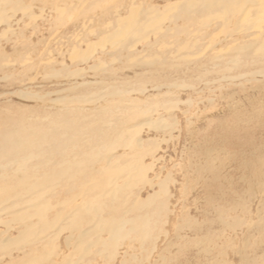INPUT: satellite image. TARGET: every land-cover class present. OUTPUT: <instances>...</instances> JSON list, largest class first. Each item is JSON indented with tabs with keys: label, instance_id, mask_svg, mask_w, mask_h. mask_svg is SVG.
<instances>
[{
	"label": "rangeland",
	"instance_id": "1",
	"mask_svg": "<svg viewBox=\"0 0 264 264\" xmlns=\"http://www.w3.org/2000/svg\"><path fill=\"white\" fill-rule=\"evenodd\" d=\"M15 1L0 5V17L14 28L4 35L7 24H0V137L16 141L6 144L10 148L8 151L18 142L29 150L31 139L50 141L56 135L54 138L65 140L66 145L46 148V144L41 143L39 151H45L46 156L42 155L37 162L49 160L58 164L65 159L64 151L70 157L72 146L81 145L83 152H89L114 141L121 130L138 124L134 121L146 118L130 121L132 118L128 114L132 112L150 110L152 120L176 123L173 128L163 130L143 127L137 138L143 140L144 150L127 155L129 161L135 156L143 159V165L149 166V179L157 172L163 179L170 175L171 197L162 201L164 204L169 199L170 217L162 230L171 236L167 239L161 236L155 250L154 243L142 247L139 242H134L133 250H128L131 243L127 241L115 260L94 258L93 254L84 260L78 257L81 254L77 251L74 262L68 261V264H222L224 261L263 264L264 76L252 78L242 77V74L255 71V68L262 70L264 59H258L244 70H232L227 74L237 80L225 81L220 78V69L208 62L209 57L198 56L202 47L187 48L177 56L174 48L162 49V41L153 49L145 48L138 38L122 46L111 43L103 46L104 38L109 39L120 24L118 15L121 18L129 16L132 6L153 5L163 10L181 0ZM165 13L159 14L157 20L164 30L170 25L171 16L177 15L175 11L173 15ZM252 13L249 15L256 18L264 14L261 11ZM205 17L199 14L189 37H197L199 33H205L199 37L201 39L213 37L212 27L202 25ZM182 19L177 21L179 25L184 24ZM222 27L216 35L217 45H208V56L210 50L218 53L230 45L218 44L231 32ZM230 27L233 29L234 21ZM147 36L155 42L152 32ZM180 38L188 37L182 34ZM167 41L162 43H170ZM207 42L205 47H208ZM188 55L199 58L191 62L181 60ZM85 58L88 59L86 63ZM183 72L186 75H182ZM117 89L125 95L109 96ZM62 98H66V102L61 103ZM258 107L261 109L256 110ZM52 123L58 126L55 128ZM42 131L46 139L41 137L45 135ZM77 133L86 140L78 138ZM125 151V148H117L109 157L115 156L122 164L127 163L123 156ZM103 161L93 167L89 165L87 170L92 167L94 175L98 176L106 165ZM11 170L7 180L0 172V187L14 183ZM85 180L83 176L81 181L56 182L60 198L65 201L72 192L77 193L75 187L85 184ZM147 189L141 192L143 199L154 192ZM54 200L59 201L55 197ZM81 202L79 197L77 203ZM162 214L156 218L160 220L159 228L165 211ZM222 221L230 226L225 228ZM11 227L14 228L12 236L20 234V223L11 224ZM4 230L0 224V231ZM58 232L51 229L49 233ZM67 232L60 235L58 245L62 246L64 255L71 256L72 248L65 244L70 234ZM42 246L39 252L44 249ZM29 247L25 245V249L20 250L19 246L8 253L13 251L15 263L29 260L32 251ZM124 253L130 254L125 256ZM2 255L4 253L0 252V259ZM62 258L55 257L56 264H61ZM11 261V257L5 256L1 263L11 264Z\"/></svg>",
	"mask_w": 264,
	"mask_h": 264
},
{
	"label": "bare ground",
	"instance_id": "2",
	"mask_svg": "<svg viewBox=\"0 0 264 264\" xmlns=\"http://www.w3.org/2000/svg\"><path fill=\"white\" fill-rule=\"evenodd\" d=\"M18 1L19 0H16L15 3ZM4 3L7 5V3H12V0L0 1V5L3 4L5 6ZM13 5L16 6V4ZM173 11H175L177 15L174 17L171 16V19H169L170 25L164 30V28L161 27L162 25L160 26L159 21H157L158 15L161 13L164 14L165 12V14H169ZM254 11H261L264 13V0H181L166 6L163 10L153 5H149L146 8H143V5H138V7L132 6L129 16L121 18L120 15H118L120 24L109 39L103 37V46H105L106 43H111L114 46H122L129 43V40L132 38H138L144 43L143 46L145 48L153 49L159 42L168 40L170 43L163 44L161 42L162 49L174 48L173 51L177 53V56H179L181 52L187 50V48L195 49L197 47H202L198 56L209 57L208 62L215 68L220 69V78H222V80H234L236 78L230 77L227 73H230L234 69L244 70L253 62L259 61L258 59H264V14L260 15L262 16L261 18L251 17L249 14H254L252 13ZM202 13L206 15L205 19L202 20V25L206 28L212 27L210 31L213 37L210 40L199 38L200 36H204L205 33H199V36L195 37V35L194 38L189 37L198 21L199 14ZM245 13L247 15H244ZM3 19V17H0V24L4 22L7 24L3 31L5 35L6 31L8 32L12 28V25ZM180 19L184 21L183 25L177 23ZM233 21L234 27L231 29L230 26ZM221 27L224 31L226 28L227 31L231 32L228 35L229 37H225L226 39L222 42H218V44L220 46L230 45L227 48H223L218 53L210 50L208 56V45H212L213 47L217 45L216 35H218ZM151 32L155 36L154 43L150 41L147 36ZM182 34L187 35L188 38L182 40L180 38ZM241 37L243 38L240 39ZM229 39L231 40L229 41ZM206 41H208V47H205ZM88 46L91 48L92 44ZM99 46L100 45H98V47ZM130 49L133 50L135 48L130 47ZM75 50H77V48ZM78 52L79 50H77L76 53L78 54ZM198 56L192 57L188 55L181 60L191 62L197 60V58H199ZM247 57L249 58L248 60H246ZM84 60V63L88 61L87 58ZM262 68V70L255 68V71H247L242 74V77L248 76L254 78L259 75L264 76V67ZM182 75H186V72L185 74L183 72ZM162 86H164V84H162ZM160 88L161 87L158 89ZM115 95L123 96L125 92H121L117 89L109 94L111 97ZM66 100V98H62L60 102L63 103L66 102ZM257 109L261 108L258 107L256 110ZM142 112H132V114H128L132 118L130 121L139 120L140 117L146 118H143L144 120L140 122L134 121L138 124L130 129H126L125 131L121 130L111 143L94 149L92 148L89 152H83L81 150V145H71L70 151L72 154L69 153L70 157H67V152L64 151L65 159H62L63 161L58 164H54L49 160H45L41 164L37 162L42 155L46 154L45 151H39L41 143L43 146L46 144V148H52L53 145L56 147L66 145V142H64L65 140L54 138L56 135H54L50 141L46 140L47 142L45 140L40 141L39 139H31L29 150H25V148L18 145V142L11 151H8L10 148L7 147L6 144L16 141L0 137V158H2L0 160V172L2 171L6 178H4V175L1 176L7 180L8 175H10L8 174L9 170L12 169L11 171H13L14 176L10 178L15 183L0 187V224L5 227L4 231H0V252L4 253V256L2 255L3 257L0 259V264H2L1 261L5 259V256L11 257V264H56L55 257H63V262L61 264H68V261L74 262L73 258L75 256L77 257V251L81 254V256L78 257L84 260L85 257L91 254L94 255V258L102 257L115 260L117 256L120 255L119 249L127 241L131 243L130 245L127 244L129 246L128 250H133L132 244L134 242H139L142 247L149 243H154L153 250H155L156 244L158 240L161 239V236L166 239L168 238L170 234L168 231L162 230V226L165 228L169 223V213L167 211L169 209V199H167L164 204H162V201L165 197H171L169 191V183L171 181L170 175H167V177L163 179L161 178V173L157 172L154 174V178L149 179V177H147V171L149 170L147 168L149 166L146 167L143 165L141 161L143 159L135 156L129 161L127 155L133 154L135 150L144 148L143 140L137 138L141 134L143 127L148 126L150 129L163 130L171 127L173 128L176 123H171L164 119H159L157 121L154 119L152 120V117H150V110ZM52 124L55 128L58 126L56 123ZM42 133L45 134L44 131H42ZM46 136L45 134L41 137L46 139ZM78 138L82 137L78 136ZM78 140L79 139H77V141ZM75 141L76 140H74V143ZM117 148H125L127 150L123 156H126V160L129 162L127 161V163L122 164L115 156L109 157L110 152H113V150L115 151ZM37 150L38 153L36 152ZM2 160L4 161L3 163L1 162ZM101 160H104L103 163L106 165L103 167L101 165V172L96 176L97 173L94 175L92 167L100 163ZM89 165L92 167L90 170H87L89 169ZM83 176L86 179L85 184H77V186L74 183V185L77 186L75 187V190H78L77 193L72 192L65 201L61 199L59 188H56L58 185L56 182L81 181ZM146 187L154 192L148 194L147 198L143 199V193L141 192L143 189H147ZM137 188L138 190L135 191ZM155 188H158L159 191L156 192ZM54 197L59 201L54 202ZM79 197L82 198V202L78 204L77 200ZM163 211H165L166 215L161 223V228H159L158 224L160 220L158 219L157 221L156 218H159L161 215L163 216ZM61 222L63 224L58 225ZM18 223H20L22 230L17 236H12L11 234L14 228L11 227V224L15 225ZM222 225L225 228L230 226L224 221H222ZM175 228L176 227H174V229ZM51 229L59 232L53 233V236L49 233ZM65 231L70 233L66 238L65 244L68 248H72L70 252L71 256H67L66 254L65 256L64 252L61 251L62 246L60 244L58 245L60 235ZM25 245L30 246V250L32 249L28 256L29 260L15 263L16 260L14 259L16 257L12 256L13 251L9 253L8 251L19 246L20 250H24L27 248V246L24 248ZM42 245L44 249L42 252H39L38 248H41ZM20 250L14 251L18 253ZM129 254L130 253H124L125 256ZM130 256H134V254ZM152 256L153 254L150 257ZM213 263L215 264V262ZM210 264H212V262H210ZM222 264H231V262L224 261Z\"/></svg>",
	"mask_w": 264,
	"mask_h": 264
}]
</instances>
